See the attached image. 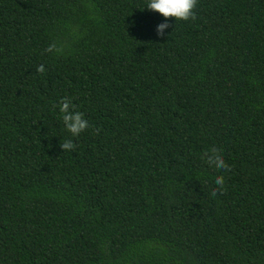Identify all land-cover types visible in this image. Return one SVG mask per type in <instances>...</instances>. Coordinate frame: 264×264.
Instances as JSON below:
<instances>
[{
    "label": "trees",
    "instance_id": "16d2710c",
    "mask_svg": "<svg viewBox=\"0 0 264 264\" xmlns=\"http://www.w3.org/2000/svg\"><path fill=\"white\" fill-rule=\"evenodd\" d=\"M0 264H264V0H0Z\"/></svg>",
    "mask_w": 264,
    "mask_h": 264
}]
</instances>
